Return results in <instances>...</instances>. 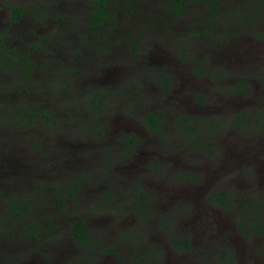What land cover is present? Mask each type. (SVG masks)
<instances>
[{"label":"rangeland","instance_id":"obj_1","mask_svg":"<svg viewBox=\"0 0 264 264\" xmlns=\"http://www.w3.org/2000/svg\"><path fill=\"white\" fill-rule=\"evenodd\" d=\"M93 1L0 0V264H264V2Z\"/></svg>","mask_w":264,"mask_h":264},{"label":"trees","instance_id":"obj_2","mask_svg":"<svg viewBox=\"0 0 264 264\" xmlns=\"http://www.w3.org/2000/svg\"><path fill=\"white\" fill-rule=\"evenodd\" d=\"M213 3H222V0H213ZM168 4H171V10L170 13H173V15L176 16H182L183 14L186 13L187 11V2H185L184 0H169ZM93 6V26L94 28H96V25L98 24H105L106 21L108 20H112L115 13H111L110 12V6H109V0H95L92 3ZM217 6V4H216ZM216 6H213V10L210 9L209 15H214L215 14V10L217 9ZM228 8L227 11L230 10V5H226L225 8ZM131 8V7H130ZM23 12L22 7H16L13 11L14 15L13 17L15 19H18L21 15V13ZM249 22V21H247ZM96 24V25H95ZM212 25L210 23H208L207 27L210 28ZM264 35V34H263ZM3 43V42H2ZM25 63L27 65H29V67L31 66V62L28 61V59L25 57L24 58ZM198 74L201 73H205V67H199L197 70ZM28 74L30 75V72L28 71ZM214 77L216 79H219V76H217L216 74L214 75ZM249 80L246 78H242V80L238 83H236L234 86H236L237 88V92L241 95H245L248 92V87H249ZM95 98H93L95 101L98 100L100 101L101 98L99 97V95H95ZM101 102V101H100ZM164 113L160 110H155L151 113H149L148 115H146L144 117V122L146 124V126L149 128V130L152 131H156L159 130L160 128H162V125L164 123ZM175 120L176 123L179 124L180 127H183V131L185 132H191L192 134H200V128H199V124L200 121L197 119L192 120L191 122L188 121L190 120L189 116L185 113V114H181V115H177L175 116ZM238 122H243L244 120V115H238L237 118ZM201 135V134H200ZM211 136L208 135L207 137V141H204V143H206L209 147L212 146L213 142L209 139ZM136 138H130L129 139V143L133 144L135 142ZM79 185L74 184V191H77ZM73 194V192H72ZM217 193L214 192L212 194V197H216ZM144 197V196H143ZM211 197V198H212ZM253 223V227L255 229H260L263 231L264 229V222L263 221H258L257 217H252L251 216V221ZM50 222H48L49 224ZM49 230L51 231V229L49 228ZM71 230H72V234L75 237V239L80 242L81 244L85 245L87 244V242L91 241V231L89 230L88 226L85 224V220L83 218H80L76 221H74L71 225ZM2 231V229L0 228V232ZM179 245L185 247V248H189V240L185 239L182 240L181 242H179ZM227 256H231L229 253H223L222 254V258L224 259V257ZM230 262H233V258L230 257Z\"/></svg>","mask_w":264,"mask_h":264},{"label":"flooded vegetation","instance_id":"obj_3","mask_svg":"<svg viewBox=\"0 0 264 264\" xmlns=\"http://www.w3.org/2000/svg\"><path fill=\"white\" fill-rule=\"evenodd\" d=\"M260 2L261 3H263L264 2V0H260ZM131 7V8H130ZM227 7L225 8V11L226 12H228L227 11ZM231 9V8H230ZM133 10V7L131 6V4L129 3V2H127V3H125V6L123 7V11H121V13L122 12H124V14L127 12H130V11H132ZM172 14V16H176V15H173V13H171ZM226 42H223V45L222 46H224V44H225ZM133 44H135V41L133 42ZM243 44L241 43V44H239L238 46H237V48H236V50H241V52L243 53V52H248V54H249V52H250V54L249 55H244V56H246L247 58H246V62L249 64V65H251V64H253L254 63V61H255V58H256V54L255 53H253V51L254 50H256V48H253V47H255L254 45H250V46H242ZM134 49H136V47L134 48ZM148 54V53H147ZM146 54V56H149V58L150 57H152V55H151V53L149 54V55H147ZM113 56H117V55H113ZM152 59H154V58H152ZM254 60V61H253ZM84 71V70H83ZM80 72H82V71H80ZM105 72H103V74H104ZM250 150V149H249ZM250 151H252L253 153H255V155L256 154H258L257 152H256V150L255 149H251ZM259 154H261V149H260V151H259ZM235 157L237 158V156L235 155ZM259 174V173H258ZM259 179V178H258ZM260 180V179H259ZM262 180H260L259 181V183L261 182ZM173 195H176V194H172V193H169V194H166V196L167 197H169L170 199H173L174 198V196ZM207 198H208V200H210L211 199V196H207ZM85 224L88 226V224L86 223V221H85ZM198 233H200V230H198L197 232H196V235L198 234ZM187 240H189V239H187ZM16 246H18V245H16ZM15 247V246H14ZM194 255H195V253H194ZM49 256V255H48ZM46 257L47 256H45V259H46Z\"/></svg>","mask_w":264,"mask_h":264}]
</instances>
